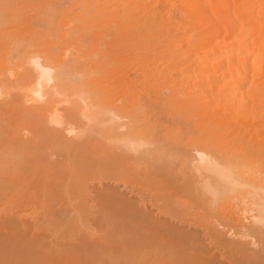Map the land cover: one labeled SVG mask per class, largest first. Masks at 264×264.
Returning <instances> with one entry per match:
<instances>
[{
	"label": "bare ground",
	"instance_id": "bare-ground-1",
	"mask_svg": "<svg viewBox=\"0 0 264 264\" xmlns=\"http://www.w3.org/2000/svg\"><path fill=\"white\" fill-rule=\"evenodd\" d=\"M33 112L64 149L105 135L122 155L103 163L131 159L133 179L161 172L145 150L189 168L186 204L214 215L230 262L249 229L264 233V0H0L3 155L29 143ZM65 112L101 126L85 133Z\"/></svg>",
	"mask_w": 264,
	"mask_h": 264
},
{
	"label": "rangeland",
	"instance_id": "rangeland-1",
	"mask_svg": "<svg viewBox=\"0 0 264 264\" xmlns=\"http://www.w3.org/2000/svg\"><path fill=\"white\" fill-rule=\"evenodd\" d=\"M33 113L29 119L35 123L28 121L29 126L26 122L29 137L26 135L24 139L29 143L14 144L5 152L9 157V153H14L16 158L14 163L11 161L13 164H8L10 172L0 180V264H264V233L257 229H249L245 239L242 238L253 248L250 252L248 247L246 252L252 254L254 250L253 255L243 257L238 253L232 256V262L228 256H222L226 237L215 235L207 226L214 215L205 212L198 203L192 204L199 206H193L194 210L189 206L191 202L186 204L189 201L186 199L196 200L190 196L189 191L194 190L186 182L191 180V171L189 168L186 171L182 163L167 158L156 160L157 157L146 155L145 150L141 156L145 157V164L148 162L146 167L155 164L153 167L158 165L163 171L159 168L161 172L155 180V174L147 177V182L141 178L145 180L142 183L138 180L140 173L130 168L131 159H128L131 163L115 160L110 167V162L103 163L108 155L110 159L112 155V158L122 155L121 149L113 148L105 135L88 137L79 145L80 149H64L61 144L64 137L56 139L47 128L43 129L46 133L41 129L38 132L39 124L42 127L43 123L37 117L43 116ZM70 114L65 112L64 119L72 120L85 133L101 126V123L83 126L76 119L78 116ZM146 167L140 170L142 177ZM131 171L138 176L133 179ZM175 171L180 174L175 175ZM126 178H131L130 183ZM133 181L139 183L134 186ZM168 207L169 214L161 212ZM246 243L243 245L248 246Z\"/></svg>",
	"mask_w": 264,
	"mask_h": 264
}]
</instances>
